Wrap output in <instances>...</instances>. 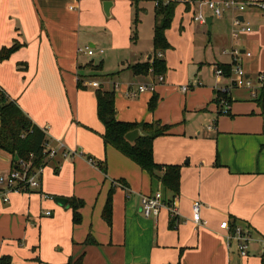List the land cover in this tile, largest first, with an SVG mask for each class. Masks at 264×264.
Returning a JSON list of instances; mask_svg holds the SVG:
<instances>
[{"label": "crops", "instance_id": "crops-1", "mask_svg": "<svg viewBox=\"0 0 264 264\" xmlns=\"http://www.w3.org/2000/svg\"><path fill=\"white\" fill-rule=\"evenodd\" d=\"M141 1L148 0H139L136 5ZM105 2L111 4L108 17L103 12ZM131 3L0 0V50L14 42L22 45L7 60L0 61V88L46 133L49 148L58 149L60 144L64 147L42 171L39 190L52 199L36 191L11 193L7 202L0 198V258L8 257L10 264H261L264 99L258 104L247 90L234 89L227 94L229 113L220 115L215 93L225 80H217L214 75L209 78L201 65L213 74L217 65L230 64L229 55L223 51L237 48L247 76L255 78L264 72V10L247 7L241 17L249 23L251 32L232 40L229 18L215 19L206 10L204 14L211 22L198 26L208 31L210 58H204L195 73L190 71L196 66L191 59L190 68L184 66L185 72L177 78L167 73L166 64L163 80L158 82L151 74L134 75L127 69L150 60L153 34L139 35L132 49L125 43L115 46L114 26L121 12L130 10ZM191 6L187 3L184 12L188 13ZM102 29L103 34H91ZM101 38L109 42L113 58L126 73L124 79L133 82V86L124 84L123 89L114 91L116 118L137 124L158 120L171 126L167 135L153 141L152 147L156 164L180 167L179 193L173 198L177 215L173 228L166 210L157 218L141 215V196L161 192L170 199L172 195L113 147H104V127L96 114V89L77 87L78 76L89 80L85 86L95 74L83 68L88 61L81 55L88 60L100 56L104 65V52H97ZM139 41H150L151 45L143 50L135 46ZM86 47L95 50L92 57L78 53L79 48ZM140 52L145 59L137 56L130 61V55ZM159 57L164 59L162 53ZM97 83L104 87L105 82ZM152 83L153 91L138 93V86ZM180 84L187 86L185 92V86L178 90ZM173 93L176 98L170 101ZM153 94H157L158 104L154 112H149ZM103 160L106 175L92 163ZM10 170L11 157L0 150V175ZM119 181L127 188L116 183ZM113 185L111 221L107 224L102 212ZM56 197L83 201L79 224H73L72 211L59 206ZM194 202L201 205L204 225L192 222ZM225 220L230 227L250 231L247 258H239L235 242L219 228ZM88 237L90 242L85 243Z\"/></svg>", "mask_w": 264, "mask_h": 264}, {"label": "trees", "instance_id": "trees-1", "mask_svg": "<svg viewBox=\"0 0 264 264\" xmlns=\"http://www.w3.org/2000/svg\"><path fill=\"white\" fill-rule=\"evenodd\" d=\"M138 1L139 0H133L136 4ZM176 7L177 3L174 1L169 0L164 3L162 0H156L152 38L153 53L149 61L127 68L134 75L145 76L151 73L153 77H158L166 73L167 68L165 60L160 58L159 54L171 49L166 38V32L171 26ZM136 38L137 34L134 32L131 40L134 42ZM21 47L22 45L14 42L9 48H2L0 50V61L7 60L12 53ZM216 67L222 69L225 76L230 74L229 65H217ZM83 68H89L93 73H100L103 69V61H99L95 64L94 61L91 60L85 64ZM85 81L89 80L78 76L77 87H87L86 85L84 86ZM94 88H98L95 90L96 114L99 122L104 127V132L101 135L104 147H113L123 156L135 163L142 171L146 172L152 180H158L164 192L172 195V198L165 199L169 202L173 200L179 193L180 167L178 165L163 166L156 164L153 159L152 147L153 141L158 137L167 135L171 126L162 125L160 122L145 124L121 122L116 118L115 92L113 90H105L100 85ZM215 96L218 105L220 99L227 98L226 95L221 92H216ZM227 100L230 104L228 98ZM256 102L261 104L262 99ZM157 104L158 96L157 94H153L148 102L149 112H154ZM137 129L141 130L143 135L134 142L127 141L125 135ZM46 144H48V136L46 133L33 124L30 118L23 113L18 105L10 100L6 93L0 88V150L11 157V170L18 169L20 162H30L32 169L40 166L45 167L49 160H51L46 159V156L43 155ZM92 163L106 175V163L104 161H92ZM116 183L122 188H127L121 181ZM113 193L114 185L108 192L106 204L102 212V217L107 224H110L111 221ZM67 205L72 211L73 224H79L81 222V214L79 211L84 205L83 201L69 199ZM175 221V219H171L172 228L174 227ZM89 240L88 237L85 243H89ZM0 264H10V259L8 257L0 258Z\"/></svg>", "mask_w": 264, "mask_h": 264}, {"label": "built area", "instance_id": "built-area-1", "mask_svg": "<svg viewBox=\"0 0 264 264\" xmlns=\"http://www.w3.org/2000/svg\"><path fill=\"white\" fill-rule=\"evenodd\" d=\"M201 4H204L206 9L210 12L211 17L218 18L222 15L223 12H232L233 14V26L234 30L231 37L237 39L241 34H247L251 32L249 23L245 22L241 17V14L249 6H257L260 9L264 10L263 3H249L246 1L239 0H205L201 1ZM207 16L201 13L193 17V21L201 25H206ZM99 55L103 54L102 49L97 50ZM79 54H86L88 57H92L95 53V50L86 47L85 49H78ZM224 54H228L230 57V74L225 76L223 70L214 67L213 75L217 80L225 79V85L221 90V93L227 94L230 90L234 89H244L247 90L250 94V98L254 101L264 99V72L257 74L255 78L247 76L241 59V52L237 48L231 49L228 51H223ZM160 55V54H159ZM247 57L250 56L249 53L245 54ZM158 82H162L163 76L156 77ZM86 86L98 87L97 82H86ZM154 84L138 86V93L144 91H153ZM182 91H186V87H182ZM135 96V94H133ZM219 113L228 114L229 113V103L227 98H222L219 101ZM64 149L63 145L60 144L58 149H52L45 145L43 150V155L46 156V159L54 158L59 150ZM18 169H12L5 176L0 175V198L3 202L8 201V196L11 193H28L30 191L38 192L45 199H52V197L41 194L40 184L41 176L43 171V166L38 168L31 167V163L20 162ZM175 199L170 202L165 199L161 192H155L149 195H143L140 198V213L145 219L157 218L161 211L166 210L169 213L170 218H177L176 209L174 206ZM200 207L199 202H194L192 206V222L195 225H204V222L200 216ZM49 216L50 213L45 214ZM219 228L224 230L227 234V239L232 240L236 244L237 255L239 258H247L249 252V243L251 241V234L249 230H244L240 227H230L227 220L221 222ZM261 264H264V252L261 257Z\"/></svg>", "mask_w": 264, "mask_h": 264}, {"label": "rangeland", "instance_id": "rangeland-1", "mask_svg": "<svg viewBox=\"0 0 264 264\" xmlns=\"http://www.w3.org/2000/svg\"><path fill=\"white\" fill-rule=\"evenodd\" d=\"M162 1L165 3V2H168L169 0H162ZM170 1L176 2L177 3L176 8H178V9H175L176 14L174 15L171 26L168 29L169 31L168 42L173 49L171 51L168 50L169 51L168 53L167 51H164L162 52V54L164 58L163 60H165L167 64V68H168L167 73L177 78L180 72L181 73L185 72L184 66L186 69L190 68L189 61L191 59H194L196 61L195 62L196 66L195 67L192 66L190 68V71H193L195 73L197 70V67L201 65L200 63L204 61V58H207V59L210 58L211 49L208 46V31L205 30L203 27L200 28L198 26L199 23L193 21L194 16L201 14V13L204 14V12L207 10L204 4H201V1H205V0H197L193 3L191 1H186V0H170ZM141 3L142 4L137 6L136 3L133 2L132 0V3H131L132 7L130 8V10L126 8L125 10L121 12V15L119 16L120 18L119 17L117 18L116 27L114 26L115 28L114 31L116 33L115 46L123 45L125 43V44H129L130 48L132 49V46H134L135 41L133 42L131 38L134 32H136L137 37L139 35H142L141 37H143V35L147 33H149V35L152 36L153 24H154L153 15H154V9H155L154 7L156 6V0H148L145 2L141 1ZM187 3L191 4L192 6L189 12L185 13L184 10L186 9ZM227 18H229V22H230L229 23L230 24L229 38L231 39L232 32L235 29L233 26L232 12H223L220 17L218 18L216 17L215 19L222 20V19H227ZM104 20H106L105 17H104ZM109 22H112V20H109ZM98 32H101L103 34V32L105 31L104 29L99 30V31L93 30L91 31V34L93 33L97 34ZM101 39L102 40L100 39L98 40L97 47H100L104 51V55L102 56L104 60L103 69L100 73L93 74L94 76L90 80H93L99 83L105 82L103 85L104 86L103 88L105 89L111 88L110 90H113V91L123 89V87L126 86L124 84H128V86H133L132 84L133 82L130 81V78L127 77V80L124 79V77L126 76V73L121 72L122 70H120V63L117 62L113 58L114 51L111 50L107 39L105 38L104 40L103 38ZM151 42H152V39H151ZM151 42L150 41H139L138 44L135 46H142L144 50L145 48L151 45ZM81 56L83 57L82 58L83 60H86L88 62L91 61V60H88L87 57L83 55ZM137 56H138V59L140 58V60L145 59V56L140 52L139 55H136V53L130 55V58H131L130 61H132V59L135 60ZM99 57L100 56H94L92 61H94V63L97 64L101 60L99 59ZM180 67L182 68L180 69ZM201 67L203 68L202 70L206 73V75L209 78H214L212 72L208 71L209 69L206 71L205 69L207 68L206 66L201 65ZM118 74H120V79H118L119 78ZM135 83L136 85L142 84L140 82H135ZM182 86L187 87L186 85L180 84L179 86H177L179 91H181ZM223 87L218 86L216 90L220 92V90ZM87 88L89 90L98 89V88L89 87V86H87ZM174 94L175 93H173L169 97L170 101H173L174 98H176ZM178 94L180 93L177 91L176 96H178ZM94 95H95V92H94ZM167 104H169V102H166V105ZM153 122H160V121L155 120ZM103 161L105 162V160Z\"/></svg>", "mask_w": 264, "mask_h": 264}, {"label": "water", "instance_id": "water-1", "mask_svg": "<svg viewBox=\"0 0 264 264\" xmlns=\"http://www.w3.org/2000/svg\"><path fill=\"white\" fill-rule=\"evenodd\" d=\"M110 5H111L110 2L103 3V12L107 17L109 16V6ZM209 22H211V18H207L206 20L207 26L209 25ZM142 135L143 133L141 132V130L137 129V130L127 133L125 135V138L129 142H134L137 138L141 137ZM55 202L61 207H68L67 205L68 200L65 198L56 197Z\"/></svg>", "mask_w": 264, "mask_h": 264}]
</instances>
